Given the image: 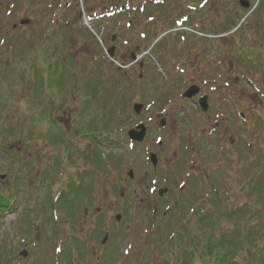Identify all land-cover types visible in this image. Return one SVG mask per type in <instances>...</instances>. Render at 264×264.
Segmentation results:
<instances>
[{"label":"rangeland","instance_id":"obj_1","mask_svg":"<svg viewBox=\"0 0 264 264\" xmlns=\"http://www.w3.org/2000/svg\"><path fill=\"white\" fill-rule=\"evenodd\" d=\"M29 1L30 5L24 4L23 0H0L1 28H11L20 18L35 19L28 27H18L13 32L14 36H22L23 41L26 40L27 51L32 47L45 48L47 40L41 38L43 23L40 20L44 9L56 10L51 19L54 33L62 27L61 21L64 19H68L70 25L62 29L60 34L57 33L56 39L53 32L49 34L53 42L60 45L52 49L48 47L47 57L37 59L36 69L29 63L27 67L32 72L27 71L28 74L23 75L25 81L16 87L18 90L14 92V100L0 104L8 105L5 115L7 118L12 116V121L15 115L13 123L21 128L25 123H30L31 115L39 114L41 116L36 118H43L49 104L52 107L54 105L55 111L50 113L56 118V126L61 130L66 129L67 134L62 132L57 135L67 141V152H63L66 144L49 145L45 139L37 136L46 127L44 121L30 123L31 133L36 136L29 142L25 138L21 142L19 132L0 141V175L4 174V178H0V193L14 202L11 210H0V259H5V264H40L41 261L43 264H212L203 255V244L213 242L222 231L221 228L226 226L228 217L223 214L224 207L227 210L242 209L243 203L253 205L258 201L255 195L264 194V62L254 61L256 56L253 60L245 59V55L235 52L243 42L247 43L249 52L253 44L262 41L264 36L261 34L264 32L259 34L254 25L260 27L258 21L264 20V15L252 16V13L248 17L249 28L242 26L232 35L224 36L220 35L224 32L223 27H228L229 21L243 11L236 0H206L200 8L198 5L201 0H195V9H199L197 11L187 9V4H192L189 0H171L170 3L167 0L168 6L162 10L151 0H130L131 5L139 7L143 4L146 8L144 14L138 15L139 10L135 12L133 20L139 17L142 21L140 26H131L130 30L136 28V31L127 33L126 23L132 13L125 14L119 16V20L110 18L91 23L97 40L89 38L90 41L84 38L87 26L83 22V15L79 16L71 9H79V12L82 9L86 15L91 12L87 5L95 6V0ZM262 11L264 14V9ZM147 14L153 16L152 22H147ZM186 14L195 23L203 20L205 30L218 37L203 38L197 32L184 28L178 30L179 33H173L171 28L174 20L183 22V25L191 21L183 20ZM165 28H169V34L153 44L151 49L150 42ZM143 33L145 37L142 39ZM112 35H115L113 41ZM53 42L47 43L51 46ZM112 44L115 45V59L120 61L122 57L129 64L131 53L137 54L143 57L142 67L139 68L135 63L124 72L123 78L116 75L111 77L113 68L105 59L104 48ZM259 48L255 55L264 59V46ZM69 53L76 64L65 68V76H77L71 84L59 78L63 64L70 62ZM36 70L38 74L34 75ZM140 70L141 77L138 80ZM227 83L229 89L226 88ZM192 85L200 87L197 97L208 94L209 111H200L196 97L187 99L182 96V92ZM255 85L260 90L256 91ZM215 86L219 90L212 92ZM27 89L28 96L25 94ZM92 89L95 94H92ZM86 93L88 97L91 96L92 105L88 104L90 100H86L87 104L83 103L82 98ZM59 94L61 99L58 100ZM64 94L66 98L62 96ZM223 94L229 99L233 98L238 105L235 107L224 103ZM28 100L45 103H31L34 106L31 107ZM134 102L143 104L138 115L132 110ZM45 105L47 109L41 114ZM239 107L246 115V121L237 115ZM160 119L165 120L164 126H160ZM102 122H106L105 126L113 131L117 142L104 140L99 142L100 147H96L100 152L98 156L101 164L100 168L97 166L95 174L89 177L95 193L91 206L95 222L90 241L97 240L102 233L99 227L103 220H106L112 238L106 245V255L92 247L93 250L88 248L80 252L78 257L74 243L76 239H69L70 234L66 237L62 232L63 210L59 206L55 209V198L45 201L44 191L36 193L39 178L36 175L37 171H41V174L47 172L48 167H51L49 163L56 160L57 155L66 156L60 158L63 162L67 161V166L78 163L82 153L75 150V143H79L78 149L82 146L84 149L87 136L82 135H87L89 130L97 129L96 136L102 137L106 128ZM139 122L146 125L147 135L141 143L132 145L126 132ZM34 143H37L35 151L32 150ZM4 145L11 149L13 157L2 152ZM27 145L32 152L30 156L25 150ZM152 151L157 155L155 167L147 159ZM22 159H29L33 167L29 176L24 173L26 169ZM111 159L117 162L115 167ZM53 169L55 172L65 171L52 166ZM129 169L134 172L132 180L126 175ZM152 179L156 180L155 184ZM68 181L69 178H65L61 185H66ZM59 182L55 177L49 189H56V192L60 188ZM211 184L216 185L217 193L216 199L209 201ZM11 187L14 191L12 199L9 191ZM160 188H168L169 191L158 199ZM120 191L124 192L123 197H119ZM140 196L143 199L141 203ZM213 202L216 205L213 206ZM78 204L80 207L81 203ZM43 205L45 209L39 211ZM257 205L261 207L259 202ZM98 207L102 210L96 213ZM198 208L201 214L202 210L205 212L202 222L197 218ZM262 209L264 214V207ZM117 212L121 214V219L114 223L113 215ZM243 212H246L243 220L256 225L264 222V216L251 217L254 210ZM30 216L34 219L31 227H27V218ZM72 216L74 221L79 217L77 213ZM116 225L117 228H114ZM65 228L66 225L64 230H67ZM58 229L60 239L57 240L62 251H57L53 245L55 230ZM77 231L79 234L80 229ZM193 233V241L201 243L194 253L182 241L185 238L192 242L187 237ZM84 240L88 238L84 236ZM23 249L27 251L26 257L19 255ZM100 254L101 260L96 263L93 256Z\"/></svg>","mask_w":264,"mask_h":264},{"label":"trees","instance_id":"obj_2","mask_svg":"<svg viewBox=\"0 0 264 264\" xmlns=\"http://www.w3.org/2000/svg\"><path fill=\"white\" fill-rule=\"evenodd\" d=\"M251 1L252 5L256 2V0ZM23 3L30 5L29 0H23ZM255 9L256 11L254 15H260V12H262V10L264 9V0H258L257 7ZM243 16V14L237 13L234 19L232 20V26L238 24V22ZM248 23L249 22L247 18L242 26H245V28H249L250 26L247 25ZM19 28H24V26H20ZM11 33L12 31L9 32V30H5L0 26V103H6L7 101L14 100V94H16L14 92L18 90V88L16 87L20 86V84H23V82L25 81V78H22L23 75L26 76L28 74L26 72L31 71V69L29 70L27 67L29 63H31L36 68V63L38 61L37 59L41 56H44L45 54L44 49H35L32 47L33 45L31 46V50L27 51L26 40L24 42L22 36H14ZM62 71L64 72L65 70H63L62 68ZM111 73V77H115L116 75L118 77L121 76L123 78L124 76L123 73L121 75L117 71L113 72V70ZM4 75H7L8 78H1ZM94 91L95 90L93 89V92ZM25 94L26 96H28V89ZM60 97L61 96L59 95V99ZM37 102L43 103L44 101ZM37 110L39 112V109ZM45 110L46 109L42 110L41 114ZM6 111L7 106H1L0 104L1 142L13 137L16 132H19L18 138L22 142L23 135H28V133H31L32 131V129L30 131L29 129H27L28 127H30V123L39 124L37 121H45L46 123H51L52 121L48 117V112L51 111L48 109L45 112L43 118H36L38 116H41L39 114H37V116L31 115L32 118L29 120L30 123H25L23 125V128H21L14 125L13 121L15 120L12 121L11 117L7 118V116L5 115ZM34 118L36 119V121ZM49 126H53V124L51 123ZM47 128V133H49L50 127ZM40 134H43V131H40ZM93 135H95L93 136L95 140L117 142V138L113 136L114 134L111 133V129H109L108 127L106 128L105 133L102 137L98 138L95 132H93ZM55 136L47 137L49 138L48 142L50 144H56L62 141V139L59 138V135H57L56 137ZM94 139H92L94 143V145L92 144V154L95 160H98V158L100 159V157L98 156L99 154L96 150V147H98V143ZM2 152L10 154V156H12L11 149H9L7 145L6 147L4 145V149L2 150ZM94 166L96 165L94 164ZM262 195H255L256 197H258L257 202L261 204V207H258L257 202H254L253 205H242V209L237 210H227V208L224 207L223 214L224 216L228 217V222L226 226L221 228L222 231L220 232L219 237L216 238V241L206 242L204 245L203 255H205V258L208 261H210L212 264H264V222L261 221L258 225L253 224L251 221L243 220V215H245L246 212L241 213V211L245 210H248L249 212H252L254 210V213L250 214L253 219L254 217L264 216V214L262 213V207H264V197H262ZM6 207H8L7 199L4 194H0V210H3V208ZM197 245L198 243L190 242V246ZM240 257L242 258L240 259ZM0 264H4L2 263V259H0Z\"/></svg>","mask_w":264,"mask_h":264},{"label":"flooded vegetation","instance_id":"obj_3","mask_svg":"<svg viewBox=\"0 0 264 264\" xmlns=\"http://www.w3.org/2000/svg\"><path fill=\"white\" fill-rule=\"evenodd\" d=\"M234 111H235V109H234ZM237 113H239V112H237ZM242 119H244L245 121L247 120L246 115H244L243 113H242ZM81 169L83 170L82 166H81ZM83 171H84V173L81 172L80 174L75 176V184H72L71 186L68 187L69 191L61 194L62 197L68 198V200L67 199L64 200V198H63L64 203H69L70 205H76L79 202H82V201L84 202V204H83L84 206L81 207L83 210V217H81L82 219L80 218V220L78 222L72 220L69 227L73 231H76V232H77L78 228L80 229V233L76 234L77 236L75 238L80 239L81 242L83 244H85V246L87 248H89V249L91 248L93 250L92 247H96V250L103 251V254L105 253V255H106V251H107L106 243H107V240L109 239V234L106 230V228H107L106 220H103V222L101 223V225L99 227V229L101 230L100 232H102V233L100 234L99 237H97V240L91 239V241H90L91 236H93V234L91 232H93L92 228H93V224L95 222V219L93 218V208L91 207L92 202H93L92 200L94 198V188L91 187L92 182L89 181V177L91 178V174L89 173L90 169L86 168V170H83ZM180 188H182V187H180ZM132 191H134V190H132ZM167 191H169L168 188H167ZM165 193H167V192H165ZM120 194H123V192H120ZM161 198H162V196L158 195V199H161ZM139 201H140V203L143 202V199L141 196H140ZM74 210H76V208H74ZM101 210L102 209H100L99 207L96 208V211H101ZM103 219H104V216H103ZM96 222H97V219H96ZM71 224H72V226H71ZM85 230H86V234L84 233ZM106 234H107V237L103 238L104 240L103 239L101 240V236L103 235V237H104ZM84 236H86V238H88L87 241L84 240ZM88 244H90L91 246ZM76 247H79V246L76 245ZM92 253L95 254V252H92ZM95 258L99 259V256H95Z\"/></svg>","mask_w":264,"mask_h":264},{"label":"water","instance_id":"obj_4","mask_svg":"<svg viewBox=\"0 0 264 264\" xmlns=\"http://www.w3.org/2000/svg\"><path fill=\"white\" fill-rule=\"evenodd\" d=\"M240 3L244 7H248V5H249V3L246 0H240ZM27 22H28L27 19L21 21V23H27ZM113 51H114V47L113 46L108 49V53L110 55L113 54ZM196 89L197 88L195 86L189 87L185 91L184 96H187V97L192 96L193 94L196 93V91H198ZM206 100L207 99L205 97H202L201 99H199V103H200V106H201L202 110H207ZM141 107H142L141 104H134L133 109L138 114L140 112V110H141ZM161 124H164V120H161ZM127 134L129 136V138L132 139V140H136L137 142L138 141H142L143 137L145 135V127L142 124H139L136 128L130 129ZM150 158L155 163L156 160H155V155L153 153L150 154ZM129 174H131V171L129 172ZM22 254L26 255V252H23Z\"/></svg>","mask_w":264,"mask_h":264}]
</instances>
